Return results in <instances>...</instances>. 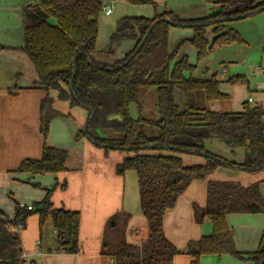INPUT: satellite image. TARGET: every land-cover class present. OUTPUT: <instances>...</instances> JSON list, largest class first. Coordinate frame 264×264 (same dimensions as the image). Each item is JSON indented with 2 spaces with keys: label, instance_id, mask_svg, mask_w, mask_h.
<instances>
[{
  "label": "trees",
  "instance_id": "1",
  "mask_svg": "<svg viewBox=\"0 0 264 264\" xmlns=\"http://www.w3.org/2000/svg\"><path fill=\"white\" fill-rule=\"evenodd\" d=\"M126 1L132 5L157 6L154 0ZM206 2L220 7L214 14L199 19L182 20L170 12L157 14L153 19L123 18L110 41L115 43L131 32L137 45L112 65L94 57L103 11L100 1L38 0L23 8V52L33 62L46 96L40 104L42 158L23 161L18 172L33 176L66 172L68 152L47 144L52 121L64 116L55 109V104L85 110L88 113L86 130L77 139L86 138L105 154L129 155L117 167V172L137 174L140 206L148 222L149 235L142 247L119 241L115 246L112 244L115 249L112 253H103L112 256L115 264H174L181 253L167 239L163 220L190 183L204 180L220 168L250 174L264 171V108L245 103L243 112L239 113L206 110V103L229 98L220 90L221 82L215 76L211 79L187 77L185 74L192 75L197 67L187 56L176 61L184 43L174 52L169 48L171 28L194 32L189 42L197 52L198 62L219 47L243 43L241 35L228 26L240 17L248 19L264 13V1L256 5H251L250 0ZM210 31L211 40L208 39ZM227 83L236 86L246 84L247 80L238 76ZM152 89L157 96L155 110L147 111L142 98ZM177 90L184 93V110L176 102ZM52 92L56 98L51 96ZM211 138L220 140L234 154L237 149H244V161L230 162L208 151L204 143ZM184 155L204 158L205 164L188 166L182 158ZM53 192L54 189L47 191L36 211L16 202L13 219L0 212V264H25L21 259L19 232L26 229L34 213L40 217L41 228L49 218L53 220L57 253H80L81 215L55 209L51 201ZM194 211L198 223L206 219L211 222L213 232L202 238L198 250L190 253L191 264H201L203 256L224 255L255 264L264 262V238L257 252L241 253L235 247L234 232L227 220L229 215L264 214V198L257 185L211 181L206 207L196 206ZM123 220L124 214L115 215L108 231L113 228L117 234Z\"/></svg>",
  "mask_w": 264,
  "mask_h": 264
},
{
  "label": "crops",
  "instance_id": "2",
  "mask_svg": "<svg viewBox=\"0 0 264 264\" xmlns=\"http://www.w3.org/2000/svg\"><path fill=\"white\" fill-rule=\"evenodd\" d=\"M37 1L0 0V212L5 217L13 219L16 202L24 207L32 206V211H36L35 204L41 203L45 199L47 191L54 189L51 201L55 209L79 212L81 215L79 228L81 251L78 255L57 253L58 239L55 227V243H47L43 246L44 238L41 231L40 241L37 242L36 248H29L23 240L26 230L24 229L19 232V236L22 242V251L27 259L32 264H115L112 256L103 255V253H112L115 250L114 248L105 249L108 244L107 231L110 220L119 213L124 214V220L119 224L117 234L113 230V234L110 235L114 246L120 241L142 247L149 235L148 222L140 206L137 174L130 171L120 175L117 172V167L129 155L120 152L105 154L103 150L93 146L86 138L77 139V135L85 128L87 112L78 108L71 110L66 104L59 102L55 104V109L64 116L57 117L52 121L47 144L68 152L66 172L44 176L18 172L23 161L42 158L43 137L40 133V104L46 96V91L40 85L33 62L23 52L25 46L23 8ZM263 1L250 0V3L256 5ZM200 3L203 6L199 10L191 11L190 15L179 13L173 8L164 9L160 14L170 12L182 20H191L210 16L220 7L218 4L205 3L204 0ZM228 29L237 31L244 42L248 41L247 35L250 34L258 37L261 41L260 44L264 45V13L231 22ZM193 36L192 30L171 28L170 51L174 52L180 44L184 43L176 61L181 60L184 56H187L188 59L193 56L197 58V52L189 42ZM212 38L210 31L208 39ZM125 39H128L130 44L123 52H119L122 44L126 42ZM136 45L137 39L132 35H126L115 43L100 41L98 37L97 51L94 57L102 63L112 65L133 51ZM234 47L235 45L224 47L217 51L218 54L221 53L219 58L216 56L207 58L204 64L199 63L198 60V63H192L197 67L196 71L198 70L193 77L211 79L215 76L217 79L219 70L212 71L210 67L212 64L233 63L246 52L243 47H239L237 53L230 52L229 49ZM231 56H234L235 60ZM224 77H226L225 72L223 73ZM220 82L225 83L226 81L220 80ZM51 96L57 97L54 92L51 93ZM213 102L206 103L205 109L211 112H220L215 110ZM145 109L148 111L147 106ZM243 110L244 106L240 112ZM182 158L188 166L205 164L204 158L185 155ZM211 181L234 182L243 186L257 185L261 193V187L264 188V171L250 174L239 170L220 168L206 179L193 180L190 183L178 198L174 208L165 213L163 220V229L167 239L181 253L175 258L174 264H191L190 253L198 250L203 237L212 235L211 222L206 219L203 223H198L194 211L196 206L206 207L208 184ZM63 185L66 187L62 188ZM11 196L14 197L13 200ZM261 215L264 214L229 215L227 217L234 232L235 247L239 252L251 254L258 251L264 238V232L257 250L254 252L246 250L249 249V243L252 244L256 241L257 229L254 227L260 220L258 216ZM51 221L53 224L52 219ZM237 223L244 226V230H240L239 234L235 232ZM48 224L50 225V223ZM221 258L203 256L201 264H220Z\"/></svg>",
  "mask_w": 264,
  "mask_h": 264
},
{
  "label": "rangeland",
  "instance_id": "3",
  "mask_svg": "<svg viewBox=\"0 0 264 264\" xmlns=\"http://www.w3.org/2000/svg\"><path fill=\"white\" fill-rule=\"evenodd\" d=\"M103 3V11L99 18L100 23V32L99 38L100 41H107L109 42L111 37L113 36L114 32L117 31L119 21L124 17H133V16H145L149 18H154L157 14H160L161 11L167 8H173L179 13L184 14H191V11L194 12L199 10L203 5L201 0H154L157 6L151 5H132L126 0H111L114 2L115 9L112 15H108L105 10L104 6L110 3V0H100ZM205 3L206 0H204ZM263 14V13H262ZM260 15V14H259ZM258 16V15H256ZM255 17V16H253ZM252 18V17H251ZM53 22V21H52ZM190 30V29H188ZM128 33V32H127ZM248 41L243 43H236L230 46H234V48L229 49L230 52L237 53V49L239 47H243L246 49V52L241 55V57L236 59L233 63H226L225 64H212L211 70H219V74L217 76V80L226 81L233 77H243L247 80L246 84H240L236 86H232L228 83H221L220 90L228 94L230 98L226 100L214 101V108L215 110L220 111V113L230 112V113H239L242 111L244 102L248 101L249 98H253L254 104L251 106H262L264 107V45H261V41L258 37L247 35ZM243 39V38H242ZM122 47H120L119 52H123L124 49L130 44L128 39H125ZM226 47V46H224ZM224 47H219L215 49L212 53L208 55L204 60L200 61L199 63L204 64L207 58L210 57H218L221 55L218 54L217 51L223 49ZM169 48H170V41H169ZM195 51V49H194ZM217 52V54H215ZM233 60H235L234 56H231ZM190 63H198L197 58L193 56L189 58ZM197 69V68H196ZM198 71V70H197ZM196 70L192 73H186L187 77H190L197 72ZM226 73V77L223 78V73ZM227 79V80H226ZM249 88V89H248ZM184 93L180 90L176 91V102L180 106L182 110L185 109L184 103ZM156 92L155 89L150 90L146 93L145 96L142 98V102L145 106L148 107L149 111L155 110L156 105ZM85 111V110H83ZM86 112V111H85ZM206 149L211 153L222 157L224 160H228L230 162H237L242 163L245 158V150L244 149H237L235 154L232 153L233 151L226 147L220 140L217 138H211L205 141L204 143ZM261 194L264 198V188L261 187ZM13 200L14 197L11 196ZM37 210V204H35ZM259 221H257L254 229H257V236L256 241L252 244L249 243L247 252H254L257 250L259 246V241L261 235L264 232V215L258 216ZM40 217L36 213H34L27 221V228L24 231L25 238L23 240L27 244L29 248H36V244L40 241L41 231L43 233V246L47 243H55L56 236L54 234V226L52 224L51 218L47 220L44 226L40 227ZM258 219V218H256ZM50 223V225L48 224ZM49 225V226H48ZM240 230H244V226H241L240 223H237L235 232L237 234L240 233ZM44 231V232H43ZM243 233V232H241ZM107 241H109L110 246L108 249H112V241L110 240V235L113 234V228L107 231ZM243 235V234H242ZM246 236V235H244ZM179 256V255H178ZM220 264H255L253 261L248 260H241L231 255H224L219 260ZM214 264V263H209Z\"/></svg>",
  "mask_w": 264,
  "mask_h": 264
},
{
  "label": "built area",
  "instance_id": "4",
  "mask_svg": "<svg viewBox=\"0 0 264 264\" xmlns=\"http://www.w3.org/2000/svg\"><path fill=\"white\" fill-rule=\"evenodd\" d=\"M114 9H115V5H114V2H113V1H111V2L108 3L106 6H104V10H105V12H106L108 15H112L113 12H114ZM247 103H248L249 105L254 104V100H253V98H249L248 101H247ZM27 209L31 211V210H33V207H32V206H29V207H27ZM21 259L23 260V262H24L25 264H32V262L29 261V260L27 259V256H26L24 253H23L22 256H21Z\"/></svg>",
  "mask_w": 264,
  "mask_h": 264
},
{
  "label": "water",
  "instance_id": "5",
  "mask_svg": "<svg viewBox=\"0 0 264 264\" xmlns=\"http://www.w3.org/2000/svg\"><path fill=\"white\" fill-rule=\"evenodd\" d=\"M238 11V10H237ZM240 19H243V17H240ZM166 21V20H165ZM153 26L150 28L149 32L152 30ZM148 32V34H149ZM125 35V34H124ZM126 35H132L131 32H128ZM143 46V43L141 44L140 48ZM86 130V128H84V131ZM261 264H264V262H262Z\"/></svg>",
  "mask_w": 264,
  "mask_h": 264
}]
</instances>
